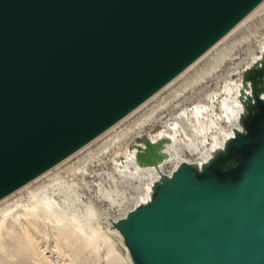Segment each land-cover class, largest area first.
I'll list each match as a JSON object with an SVG mask.
<instances>
[{"label": "water", "instance_id": "1", "mask_svg": "<svg viewBox=\"0 0 264 264\" xmlns=\"http://www.w3.org/2000/svg\"><path fill=\"white\" fill-rule=\"evenodd\" d=\"M263 0H0V199L171 81ZM240 129L200 166L159 171L110 218L132 264H264V53L241 71ZM168 137L135 144L158 167Z\"/></svg>", "mask_w": 264, "mask_h": 264}, {"label": "bare ground", "instance_id": "2", "mask_svg": "<svg viewBox=\"0 0 264 264\" xmlns=\"http://www.w3.org/2000/svg\"><path fill=\"white\" fill-rule=\"evenodd\" d=\"M257 15L264 17V0L200 57L131 112L44 173L1 198L0 264L8 261L15 264H46L40 257L33 256L36 254L38 238L46 241L49 228L53 229L55 237L62 235V240L69 249H78L79 255L89 252L90 256L100 250L103 242L110 243L108 233L97 225L99 218L96 207L84 204L80 188L82 184L87 186L88 180L78 182L71 179L65 183V178L52 176L48 184L27 189L77 154H88L91 148H85L95 140L106 136L101 152L70 172L82 174L84 178L90 177L95 175L90 170L91 166L106 164L113 170L111 179L116 187L119 185L118 180L127 184L132 180H139L143 186L136 198V205L148 201L151 186L159 171L170 174L171 169H166L167 164L171 163L174 168L180 161H187L200 166L211 157L213 150L222 147L226 138L233 135V129H240L238 116L242 109L237 92L241 86V71L262 57L264 33L256 36L254 42L249 43L250 38L247 39L250 60L237 70L239 74L226 68L227 62L233 61L239 42L222 43L239 28L247 24L249 26L250 19ZM201 60L204 62L197 67ZM206 77H213L212 88L208 87L195 98L188 99V94L192 95L194 92L192 88L202 83ZM214 91H217L212 97L215 103L208 106L210 95ZM201 111L206 114L208 123L196 118ZM194 118L196 124L191 125L190 120L193 121ZM201 118L204 120L203 116ZM128 136L131 141L130 138H127L129 141L125 140ZM144 136L151 141L169 138L163 146L166 156L158 167L139 165L135 160V144L144 146L141 140ZM123 139L127 142H122ZM105 157L107 160H104ZM96 183L101 184L100 181ZM22 190H27L24 196L12 199ZM108 214L113 219L117 218L115 214L104 213L107 230L116 233L121 239L118 230L111 225ZM122 215L124 214L120 216ZM125 249L127 251L126 247ZM78 257L77 255L75 258L78 260ZM75 258H71L68 264H80ZM127 260L128 264H132L128 254Z\"/></svg>", "mask_w": 264, "mask_h": 264}, {"label": "rangeland", "instance_id": "3", "mask_svg": "<svg viewBox=\"0 0 264 264\" xmlns=\"http://www.w3.org/2000/svg\"><path fill=\"white\" fill-rule=\"evenodd\" d=\"M250 20L251 21H249L250 23L249 26H247L248 25L247 24L242 28H239L236 32L230 35V37H228V39H226L222 43V44L224 43L229 44L230 42L233 41L239 42L236 46L237 48L235 49V56L233 58V61H228L229 63L227 62L226 64V68H230L232 70L231 72H236L245 63H247L248 60H250V54L247 49L248 48L247 44L249 45V43L254 42L261 32L264 33V17H262V15L261 17L258 15L254 16ZM247 39H249L248 40L249 43L247 42ZM255 52H257V50ZM203 62L204 60H201L197 64V67L198 65H201ZM189 73H192V71H190ZM236 74H239V71H237ZM212 80L213 77H206L202 83L193 87L192 89L194 92L192 93V95L188 94L189 96L188 99H190L191 97L195 98V96L199 95L201 92H203V90L207 89L208 87H211ZM179 83L180 81L177 82L174 87H176ZM215 92L217 91L212 92L210 98L213 97V94ZM105 138L106 136H103L101 139L95 140L88 147H86L85 149L91 148L88 154L84 156H81L80 153L77 154L75 157L71 158L65 164L52 169V171L49 172V174H47L44 178H42L41 180H39L38 182L27 188V189H36L42 185H46L52 180L51 179L52 176L54 177L60 176L65 178L66 179L65 183L71 181V179L77 180L78 182L82 180H88L87 186H84V184H82L80 188L82 191L81 195L82 198L84 199V204L94 205V207H96L99 218L98 219L99 224L97 225H99L102 228V230L108 233V236L110 238L109 240L110 243L107 244L106 242H103L98 252H95L90 256H89V252L79 255L78 249H74V248L69 249L68 246L63 242L62 235H60L58 238L55 237V235L52 234L53 229L49 228L46 241L42 240L41 238H38L35 249L36 254H34L33 256V257H40L42 262L46 264H68L71 262L70 259L75 258L77 255L79 256L78 260L76 258L74 260H77L78 263L80 264H128V260H127L128 252L126 251V249L124 250L125 245L122 242V238L120 239L116 233L107 230L108 227L104 219L105 217L104 213L105 212L112 213L115 214L117 217H119L121 214L125 215L126 212L130 210L129 208L131 207L133 208V206L136 205L135 201L140 192V188L143 186V184L139 180L136 181L132 180L130 184L125 183V181L118 180L119 185L116 187L114 185L113 180L111 179L112 177L111 172L113 170H111V167H108V165L106 164H102V165L96 164L91 166L90 170L95 175L90 177L84 178L82 177L83 176L82 174L70 172L71 170H74L78 165H81L88 158H91L95 154L100 153L103 145L105 144L103 141V139ZM127 138L129 139L130 137L129 136L126 137L125 140H127ZM125 140L123 139L122 142H124ZM131 140L132 139L130 138V141ZM122 145L120 146V148L122 147ZM114 152H112V154ZM188 155L190 154L188 153ZM105 158L104 160H107V157ZM76 159L77 161H75ZM170 164L171 163L167 164L166 169H171V170L173 169L172 167L173 165ZM99 181L101 182V184L96 183ZM26 191L27 190H22L21 192L14 195L12 199L21 198L26 194ZM82 207H84V205ZM107 217L112 218V216L109 214L107 215ZM5 264H15V263L8 261Z\"/></svg>", "mask_w": 264, "mask_h": 264}, {"label": "flooded vegetation", "instance_id": "4", "mask_svg": "<svg viewBox=\"0 0 264 264\" xmlns=\"http://www.w3.org/2000/svg\"><path fill=\"white\" fill-rule=\"evenodd\" d=\"M215 103V101L213 100V98L211 97L210 98V104L208 105V106H210L211 104L213 105ZM204 114V115H203ZM204 117V120H202V118L201 117ZM197 119H200L201 121H205V122H207L208 123V119L206 118V114L205 113H202V111H201V114L200 115H198V117H196ZM191 121V125H193V124H196V120H195V118H194V120L192 121V120H190Z\"/></svg>", "mask_w": 264, "mask_h": 264}]
</instances>
